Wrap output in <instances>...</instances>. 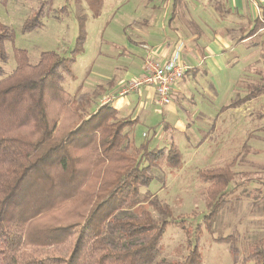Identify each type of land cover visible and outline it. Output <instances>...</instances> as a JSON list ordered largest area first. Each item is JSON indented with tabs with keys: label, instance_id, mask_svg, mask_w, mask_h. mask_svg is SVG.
Masks as SVG:
<instances>
[{
	"label": "rangeland",
	"instance_id": "obj_1",
	"mask_svg": "<svg viewBox=\"0 0 264 264\" xmlns=\"http://www.w3.org/2000/svg\"><path fill=\"white\" fill-rule=\"evenodd\" d=\"M45 1L0 0V23L8 27L13 36L11 42L6 41L4 44L8 61L3 69L5 75L15 69V49L26 51L32 65L38 62L44 52L73 59V76H64L62 82L66 93L63 104H59L58 99L49 101L58 120L56 134L61 136L76 122L77 115L73 113L76 106L79 107L76 110L78 114L82 113L80 107L88 113L93 112L100 105L99 100L109 96V93L101 94L99 85H105L106 80L100 74L113 71L116 74L115 70L122 69L129 61V55L123 53L117 58L114 53L121 46L116 43L118 35L123 28H127V23L134 16L144 11L150 0H100L98 12L91 10L85 0H50L44 11L42 26L24 32V21ZM189 3V0H178L176 5L179 8L181 4ZM153 6L163 9V3L158 0L150 7ZM222 11H219L221 16L210 18L213 24L218 25L220 20V24L228 28L243 25V35L248 32V17L234 13L224 17L226 14ZM250 26L252 29L253 23ZM81 30L84 38L78 46ZM129 31H125L124 35H129ZM259 41L263 44L262 48L259 46V51L260 48L264 50V38ZM245 50L243 48V52ZM257 57L259 55L251 58L256 60ZM255 62L251 65L243 61V74H235L226 92L215 95L216 102L206 97L208 104H205L211 109L208 113L200 111L192 116L193 108L197 106L192 103H198L201 96L188 95L187 99L180 100L172 95L169 105L180 106L183 111L169 117L165 114L167 106L162 110L154 104L149 107L151 110L147 121L144 115L139 117L140 121L131 131L132 139L125 130L132 142V150L143 144L149 150L167 148L173 142L182 157L178 169H168L164 162H159V167L151 172L153 179L148 188L141 189L142 193L156 195L171 210L172 219L160 238L157 260L181 261L197 247L201 264H233L228 244L215 239L236 233L237 258L241 262L252 252L257 241L264 237V127H261L264 125V115L260 117L264 109V63L261 60ZM251 68H256L254 73L250 71ZM258 89L261 90L260 94L247 105L249 108L243 105L246 111L229 110L230 105ZM213 104L215 113L212 111ZM219 106H224L223 114L218 111ZM162 121L174 125L178 121H185L186 127L165 130L160 125ZM97 130L87 145L75 151L80 157V171H86L82 178L85 182L81 184V191H78L79 203L63 201L64 205L49 211L40 224L49 226L51 223L77 219L88 207V198L121 168L122 161L118 154H103L105 135L102 130ZM226 169L231 174L228 185L214 188L213 184L218 182L203 180L202 174L206 171L218 174ZM222 191L224 196L221 197L225 202L216 214L208 218L207 201L212 198L215 201ZM145 210L153 220H159V216L146 204L138 206L133 212L139 214ZM212 219L210 227H207ZM62 250L64 254L65 249ZM62 256L65 258L67 254Z\"/></svg>",
	"mask_w": 264,
	"mask_h": 264
},
{
	"label": "trees",
	"instance_id": "obj_2",
	"mask_svg": "<svg viewBox=\"0 0 264 264\" xmlns=\"http://www.w3.org/2000/svg\"><path fill=\"white\" fill-rule=\"evenodd\" d=\"M85 1L98 12L100 0ZM49 3L41 2L24 21V32L42 26ZM259 28H264V23L258 20L254 30ZM12 37L9 28L0 23V264H201L197 247L181 261L157 260L171 210L156 195L141 192L148 188L151 172L159 162L168 169L180 168L182 157L174 143L151 150L143 144L132 150L125 133L129 122L118 119L110 104H100L89 113L80 107L83 116L76 106L73 127L57 136L58 120L49 101L58 99L63 104L66 93L62 82L64 76H73V59L44 52L32 65L26 51L15 49V69L5 75L3 65L8 55L4 44ZM83 38L81 30L78 46ZM260 91L249 92L232 106L253 99ZM97 129L105 135L103 154H118L121 168L88 198V207L77 219L40 224L49 211L64 205L63 201L79 203L78 191L86 171H80L75 151L87 145ZM226 170L218 174L206 171L203 180L218 182L214 188L228 185L231 174ZM221 195L223 191L215 201H207L208 218L225 202ZM143 204L159 216L158 221L147 210L133 212ZM237 238L233 233L215 241L228 244L233 264H264V237L241 262Z\"/></svg>",
	"mask_w": 264,
	"mask_h": 264
},
{
	"label": "crops",
	"instance_id": "obj_3",
	"mask_svg": "<svg viewBox=\"0 0 264 264\" xmlns=\"http://www.w3.org/2000/svg\"><path fill=\"white\" fill-rule=\"evenodd\" d=\"M158 1L163 3V9L156 6L150 7L156 3V0H150L144 11L134 16L135 18L127 23V28H123L118 35L119 40L116 43L121 46L114 53L117 58L123 53L129 55L127 59L129 61L122 69H114L116 74L114 71L100 74L106 80L105 85H99L101 94L109 93V96H115V100L110 105L118 117L129 122L125 130L126 133H130L131 139V131L140 121L139 117L144 115L146 121L150 117L151 108L149 107L155 104L154 90L152 87H142L121 97H117L116 93L125 82L138 78L142 74L143 59L147 53L145 47L152 48L155 57L166 62L172 58L178 43H183L180 62L189 69L185 77L173 86L170 97L173 95V98L182 100L187 99L188 95L201 96L198 103H192L197 105L193 108L192 116L195 112L208 113L211 110L205 104H208L206 97L216 102L215 95L226 92L235 74L238 72L243 74V61L251 65L256 63V60L264 63V50L261 49L263 44L259 41L264 38V28L254 30L258 20L264 23V0H189L188 5L181 4L179 8L176 5L178 0ZM233 10L235 11L232 12ZM219 11L226 14L224 17H228L227 15L231 13L248 17V32L243 35L245 31L243 25L228 28L220 24V20L218 25L213 24L210 18L221 16ZM251 23H253L252 29H250ZM125 31H129V35H124ZM259 46H261L260 51ZM243 48L246 49L244 52ZM243 54L247 56L243 58ZM255 55H259L256 60L251 58ZM255 69L251 68L250 71L253 72ZM253 99L231 106L229 110L244 112L246 109L243 110V105H246L248 109L247 105ZM101 100H99L100 103ZM200 104L203 106L200 107ZM215 108L213 104L214 113ZM217 109L220 114H223L225 108L219 106ZM180 111H183L180 106L168 105L165 108V114L169 117L177 115ZM262 111L263 114L260 117L264 115V109ZM185 123V121H178L174 125L171 122L162 121L160 125L165 130L174 131L176 128L186 127ZM261 127L263 128L264 125ZM143 136L145 137L144 134ZM175 147L177 148L176 145Z\"/></svg>",
	"mask_w": 264,
	"mask_h": 264
},
{
	"label": "built area",
	"instance_id": "obj_4",
	"mask_svg": "<svg viewBox=\"0 0 264 264\" xmlns=\"http://www.w3.org/2000/svg\"><path fill=\"white\" fill-rule=\"evenodd\" d=\"M183 46L182 42L178 43L172 58L166 62L155 57L152 48L145 47L147 53L143 59L142 74L138 78L125 82L118 89L116 96L131 94L142 87H152L155 105L159 108L168 106L173 86L184 77L189 69L180 62ZM114 100L115 96H107L100 104H111Z\"/></svg>",
	"mask_w": 264,
	"mask_h": 264
}]
</instances>
